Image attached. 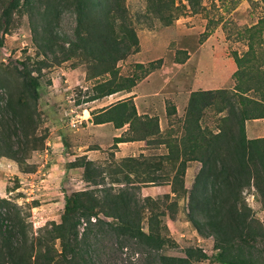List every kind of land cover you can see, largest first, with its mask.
Returning a JSON list of instances; mask_svg holds the SVG:
<instances>
[{
  "label": "rangeland",
  "instance_id": "1",
  "mask_svg": "<svg viewBox=\"0 0 264 264\" xmlns=\"http://www.w3.org/2000/svg\"><path fill=\"white\" fill-rule=\"evenodd\" d=\"M120 1L130 26L136 30L139 47L132 48L116 68L122 78L135 80L136 86L129 93L122 91L86 102L100 78L92 79L98 71L92 68L86 51H69L65 43L76 38L78 29L74 0H20L17 6L14 0H0V37L4 38L0 49V105L5 106L11 96L12 104L27 120L25 130L9 123L10 137L3 144L5 151L12 149L10 154H15L18 161L14 157L0 158V198L14 206L1 211L21 217L24 225L19 232L22 228L24 234L19 237L26 243V250L33 253L34 262L44 252L43 246L51 252L59 249L58 243L50 241L48 230L53 222L60 221L66 197L96 189L87 181L81 162L94 161L99 168L90 177L109 185L112 171L121 165L125 152L138 159L135 179L158 180L141 185L140 197L157 200L156 212L165 214L161 220L168 228L170 242L163 253L185 257L187 249L193 247L202 249L209 259L192 264H218L213 259L218 253L215 239L200 235L190 222L189 197L178 183H173L176 167L168 158L184 136L189 91L205 88L204 82L214 78L209 71L219 59L230 58V71L238 66L239 70L230 74L236 82L234 88L251 97H264L257 92L264 87V26L250 30L264 18V0H196L193 7L186 0H169L174 3L173 12L165 10L163 14L151 0ZM114 3L105 0L103 6H89L87 11L96 21L105 12L119 16ZM85 28L81 30L83 36L87 34ZM24 63L39 81L38 99L34 102L28 95L25 107L19 101L28 91L21 74ZM108 79L110 75L100 80ZM251 87L254 91L249 92ZM222 90L228 95L234 91ZM129 99L134 100L140 115L153 117L159 131L154 127L155 135L145 142L135 141L126 151L115 142L134 136L129 126L117 128L110 122L98 125L96 121L103 109ZM222 100L217 98L204 111L200 124L208 134L218 133L227 125L229 110ZM222 107L226 109L220 113ZM2 118L8 119L5 114ZM188 167L184 181L190 191L202 166L190 161ZM243 196L253 218L264 223L263 205L255 189L245 190ZM144 228L148 230L147 218ZM252 251L257 256L262 254L264 261V240L260 238ZM106 262L115 264L105 256ZM0 264L10 263L3 257ZM133 264L149 263L137 260Z\"/></svg>",
  "mask_w": 264,
  "mask_h": 264
},
{
  "label": "trees",
  "instance_id": "2",
  "mask_svg": "<svg viewBox=\"0 0 264 264\" xmlns=\"http://www.w3.org/2000/svg\"><path fill=\"white\" fill-rule=\"evenodd\" d=\"M114 1L119 16L105 12L96 21L87 8L103 6L105 0H74L79 13L78 29L76 38L65 43L69 45V51L76 52L80 48L86 51L91 58V65H94L92 68L98 71L92 79L110 75V79L96 82L94 93L86 102L122 91L132 92L137 83L133 79L122 78L116 68L118 61L125 58L132 48L138 49L139 39L136 30L128 22L125 7L120 0ZM186 1L191 7L196 4V0ZM19 2L14 0L13 4L17 6ZM151 2L157 3L159 14L165 10L173 12L174 3L169 0ZM261 26H264V18L250 30ZM82 28L86 29L85 36L81 33ZM3 46L4 38L0 37V49ZM250 49L253 47L250 46ZM23 65L21 74L28 91L25 98L19 101L25 107L28 95L34 102L38 99L39 81L27 64ZM249 89L252 90V87ZM9 97L5 106L0 105V158L14 157L18 161L15 154H10L12 149L5 151L3 144L10 137L9 123L20 125L25 130L27 120L18 113ZM217 98H223L229 110L225 120L227 125L218 133L208 134L200 123L205 109L214 105ZM225 107L219 108V112H223ZM263 108L264 105L255 97L237 87L231 95H228L227 90L193 92L186 112L184 136L168 158L175 162L173 183H178L182 193L189 197L190 222L200 235L215 239L218 253L213 259L218 264H264L262 254L257 256L252 251L260 238L264 240V223L253 218L243 196L245 190L255 189L264 210V138L248 139L244 125L247 120L264 116L261 111ZM4 114L8 119L2 118ZM109 122L117 128L128 125L129 131L134 133L129 138L117 139V146L123 142L146 141L155 135L154 127L159 129L153 117L139 114L133 99L119 101L97 115L96 124ZM190 161L200 162L202 169L189 191L184 177ZM81 163L87 181L96 189L74 192L66 197L60 221L53 222L48 230L50 241L58 243L59 249L51 252L43 246L44 252L34 262L33 253L26 250V243L19 237L24 234L22 228L19 232L24 222L19 215L13 217L11 213H2V209L14 206L10 201L0 198L1 260L6 257L10 264H108L104 263L106 256L115 264H133L137 260H145L149 264H192L194 260L209 259L202 249L193 247L187 249L185 257L163 253L170 242L168 228L161 220L165 214L156 212L159 207L157 200L140 197L141 185L156 184L158 180L154 177L134 178L133 174L140 167L137 158H123L121 165L112 171L109 185L90 177L91 172L99 168L94 161L84 159ZM173 193L177 194L176 188H173ZM146 218L147 231L144 228Z\"/></svg>",
  "mask_w": 264,
  "mask_h": 264
},
{
  "label": "crops",
  "instance_id": "3",
  "mask_svg": "<svg viewBox=\"0 0 264 264\" xmlns=\"http://www.w3.org/2000/svg\"><path fill=\"white\" fill-rule=\"evenodd\" d=\"M248 47V46H247ZM213 69L211 68L209 72L214 74V78L210 79L209 82L206 81L205 84V88L202 90H195V89H191L189 91L190 94H192L193 92L196 91H215L217 89H234L235 90V86H236V82L232 79H230V74H234L235 72H237L239 70L238 66H234L231 68V64H230V58H221L218 60V62H216V64L214 66ZM264 68V67H263ZM233 83V85H232ZM227 84V85H226ZM254 91L253 89L250 90L249 92ZM258 94H264V87L260 88L259 91H257ZM248 94V93H246ZM261 96V95H260ZM256 100H258L259 102H261L264 105V97H255ZM99 101V100H98ZM262 112H264V108L261 110ZM86 112V111H85ZM263 115L258 116L257 118L254 119H250L247 120L246 123L244 124L246 127V134H247V138L250 140L253 139H262L264 138V116ZM145 142V141H144ZM136 142H123L118 144L119 145V149L120 150H125L126 151L130 150V145L134 144ZM144 152V151H142ZM128 153V152H126ZM122 158H127V154H125V152H123L121 154ZM190 167H188L187 169V173L189 171Z\"/></svg>",
  "mask_w": 264,
  "mask_h": 264
},
{
  "label": "built area",
  "instance_id": "4",
  "mask_svg": "<svg viewBox=\"0 0 264 264\" xmlns=\"http://www.w3.org/2000/svg\"><path fill=\"white\" fill-rule=\"evenodd\" d=\"M90 119L92 120V118L90 117ZM73 127H76L75 125H73Z\"/></svg>",
  "mask_w": 264,
  "mask_h": 264
},
{
  "label": "bare ground",
  "instance_id": "5",
  "mask_svg": "<svg viewBox=\"0 0 264 264\" xmlns=\"http://www.w3.org/2000/svg\"><path fill=\"white\" fill-rule=\"evenodd\" d=\"M229 112V111H228ZM263 117V116H262ZM256 118V117H255ZM166 157V156H165ZM202 165V164H201ZM202 169V168H201ZM164 205V204H163ZM175 211V210H174Z\"/></svg>",
  "mask_w": 264,
  "mask_h": 264
}]
</instances>
